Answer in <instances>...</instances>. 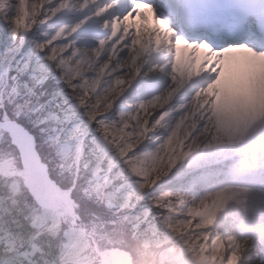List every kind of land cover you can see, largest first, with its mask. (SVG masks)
I'll list each match as a JSON object with an SVG mask.
<instances>
[{
    "label": "snow or ice",
    "instance_id": "snow-or-ice-1",
    "mask_svg": "<svg viewBox=\"0 0 264 264\" xmlns=\"http://www.w3.org/2000/svg\"><path fill=\"white\" fill-rule=\"evenodd\" d=\"M135 7L136 0H132L122 14L112 15L111 23L104 20L100 25L103 35L83 34L84 43L94 45L97 56L106 51L112 54L113 50L118 55L125 47L120 37L129 36L119 30L117 23H123L129 14L134 15ZM105 8L110 10L113 5ZM105 8L97 10V15L105 12ZM151 8L177 29V35L189 40L199 39L197 34L203 33V41H208L203 43L219 51L252 46L231 39L239 33L234 26H240L249 38L264 44V0H152ZM184 29H190L193 36L184 35ZM73 31L77 32L78 26ZM130 36L133 39L128 47L134 50L133 59L148 54L147 46L134 47L138 41L134 34ZM65 52L79 55V49L75 48ZM65 52L53 57L49 49L33 42L32 47L17 49L8 58L6 70L0 73V264H48V257H41L34 242H15L14 238L24 231L53 237L48 256L58 252L61 257L70 258V264H84L89 223L94 226L100 221L107 236L123 237L129 225L137 230L143 227L136 223L141 210L149 217L158 210L157 200L130 205L129 194L145 187L138 178L132 179L134 166L128 168L125 176L123 169L111 163L105 166L103 159L94 161L90 156L81 159L89 148L93 152L98 148L111 149L122 155L107 143L102 146L88 143V135L97 127L96 120L109 119L107 114L93 119L94 113L88 112L85 121L88 128L83 138L67 139V133L78 125L84 112L78 108L73 117L70 109L84 105V100L71 96V89L82 85L83 79H75L80 70H73ZM45 151L74 161V166L67 172L52 171L42 162ZM156 187L154 184L151 191L155 192ZM162 223L168 225L166 217ZM249 235L264 249V225L252 228ZM188 250H192L191 245ZM168 254L176 264L184 259L182 253L174 250ZM99 255L102 264H128L131 260L130 253L117 249L99 251Z\"/></svg>",
    "mask_w": 264,
    "mask_h": 264
},
{
    "label": "bare ground",
    "instance_id": "bare-ground-1",
    "mask_svg": "<svg viewBox=\"0 0 264 264\" xmlns=\"http://www.w3.org/2000/svg\"><path fill=\"white\" fill-rule=\"evenodd\" d=\"M9 1L12 4L18 2L19 8L17 10L16 7L9 11V15L6 16L4 20L5 27L13 32L15 39L16 36L20 34L22 43L29 27L37 22L44 21V25L41 26V31L44 32L46 35L44 36L47 40L42 46L43 49H49L53 57L63 55V52L67 51L69 48L79 49L80 47H87L84 43L83 34L92 32L97 36L103 35V29L100 27L103 21L109 20L111 23L112 15L120 14L118 12V7L114 4L113 8L116 9V12L112 13L111 16L108 15V13L112 12L113 8L110 10L105 8L106 5L112 4L108 3L107 0ZM48 5L52 7H47ZM94 5L99 8H105V12L97 15V10L93 7ZM53 7L55 8L54 12L52 10ZM40 13L45 14L41 15ZM151 20H154V18ZM77 26L78 31L74 32L73 28ZM117 27L125 36L134 34L135 40L138 41V44H135L134 47L139 48L147 46L149 49L148 54L137 58V61L140 59H143L145 62L151 61L152 65L155 64L154 69H158L160 72H170L178 86L177 91L181 92L183 96L187 97V100L191 102L193 108L190 114L191 118L195 120L198 114H202L204 118L210 119L213 122L215 134L223 132L227 126L238 125L252 118H264V102L258 107L249 108V110H244L245 105L243 104L245 101L249 102L247 104L254 105L258 104L260 101H264V56L247 57V53L241 49H237L226 55L223 54L217 61H221L222 65H228V67H221L220 71L214 75L211 80H204L206 75V73H204L205 68L202 70L204 72L200 74V66L203 67L202 63L205 52L198 50L188 51L186 48L187 45L183 41L175 43L173 51L168 48L164 49L160 44L164 45L165 41L168 42V39L159 38L151 28L149 29L147 26L135 24L134 21L129 22L125 20L123 23L118 22ZM159 28L161 29L160 26ZM13 29H15V32ZM57 33H59V35H57ZM53 36H55V39L52 38ZM53 40H55L56 43H53ZM69 41H71V43H69ZM63 44H67L68 47L62 50ZM50 45L51 48H49ZM116 51L117 50H113V56L117 55ZM159 54L163 55V58L161 61L157 62ZM189 55L193 56L192 59L189 58ZM104 56L105 53L102 52L99 56L94 54L92 57H83L79 65L80 71L77 73L80 77L75 79H83V84L78 85L82 86L84 92L88 87L92 86L94 94L104 84L105 80L112 75L110 65H103L101 70L102 58ZM244 56L246 57L243 58ZM247 62H254L256 65L252 66L251 63L249 64ZM161 65L163 67H161ZM258 67L259 71H257ZM85 69H87V71H85ZM196 70H198L199 73L194 76L193 74ZM253 75L258 76L252 79ZM90 76L95 77L91 83L89 80ZM214 77H216L215 80ZM213 85L221 88L219 89V96L216 104L211 107L212 102L210 101V95L212 94V90L209 91V88ZM232 85L235 87L234 90L230 91L228 86ZM95 86H98V88L96 89ZM204 101H207L206 110L209 109L208 113L202 108ZM90 102H92L94 106L102 105L101 102L95 99ZM188 106L189 104L182 100L177 111H180L181 108L186 109ZM184 120L185 117L180 119L181 124ZM125 123L124 121L119 125V128H123ZM220 136L221 134H217L214 137ZM214 137L212 139H214L213 142L216 144L217 140L215 141ZM152 138L157 139L156 137ZM208 144L210 145L211 142L206 141L199 145L194 144L191 148H188L185 147L183 143H180L176 147H172L170 152H176L178 149L182 148V152L194 150V153L199 156L200 150ZM257 147H264V138L258 141ZM42 161L44 160L42 159ZM203 162L206 163L207 161ZM228 179L230 178L226 177L223 180L227 181ZM251 189L252 190H247L250 193H255L254 196L245 198L237 197L236 199L231 197L228 199V201H230L227 202L229 205H232V212L234 214L228 213L223 224L217 226L219 229L218 232H207L205 229L204 237L193 245V249L199 246L197 251H195L201 255L200 258L194 254V257L186 259L183 264H240V260L246 256V254L241 255L242 253L260 245L257 239H252L250 236H242L238 233L237 222L250 230L254 227L264 225V190L259 192V190H255L259 188ZM223 200L224 199H218L217 203ZM193 203L194 201L192 204ZM240 208L244 211L243 213L239 212ZM236 210H238V213H236ZM193 213H195V211ZM224 225L229 227L223 230ZM227 237L235 238L236 244H238L237 249L241 251L243 248V252H232V247L229 248L226 241H223ZM245 239L252 243L242 245L241 241ZM215 242L219 244L216 249H220V252L212 248V246L211 248L208 247V245L214 244ZM249 254L250 252L247 253V255ZM255 257L257 258L258 255L255 254Z\"/></svg>",
    "mask_w": 264,
    "mask_h": 264
},
{
    "label": "rangeland",
    "instance_id": "rangeland-1",
    "mask_svg": "<svg viewBox=\"0 0 264 264\" xmlns=\"http://www.w3.org/2000/svg\"><path fill=\"white\" fill-rule=\"evenodd\" d=\"M16 7L18 10V2L12 4L9 0H0V73H3L6 70L8 58L12 56L17 49H27L32 47L33 42L43 45L47 40L44 32L39 31L40 28L38 27L44 25V21L37 22L33 26H30L27 30L28 32L24 36L22 43L20 34H18L15 39L13 32L9 31L5 27L4 20L5 17L9 15V11L11 9H15ZM257 71H259V67ZM79 77L80 75L77 74L75 78ZM76 87L82 89V86L77 85ZM234 87L235 86L233 85L228 86V89L232 91L234 90ZM95 88L97 89L98 86H95ZM210 89H212V87ZM37 91L39 92L40 90L37 89ZM218 91L219 89L217 87L213 89L212 95L210 97V101L212 102L211 107L214 106L218 100ZM92 94V86L88 87V89L82 95H77L73 91V88L71 89V96L73 98H82L84 100V105H87V108H85L84 105H77L76 108L70 109V116L73 117L76 116V111L78 108H83L84 112L81 114L78 125L67 133V139L77 140L83 136L84 131H86L88 128V124L85 123V121L88 120V112L94 113L93 119H95V117L101 116L102 114H107L109 119L96 120L97 127L92 133L88 135V143L90 145L98 144L101 146L107 143L108 145L113 146L115 149H119V152L122 153V155L118 156L111 149L107 151H100L98 148L97 151L93 152L92 149L89 148L85 157H82L81 159L83 160L90 156L94 161L103 159L105 166H107L109 163L117 166V161L119 159L127 160L126 152L122 145L126 142L125 136L132 131V128L129 123H125L123 128H119V125H121L126 120V114L123 111H117L115 113V117L113 118L109 114L111 109L109 110V113L100 111L102 105L94 106L93 103L90 102L93 100L89 99V97L93 96ZM207 101H204L202 108H204V111L208 113L209 109L206 110ZM263 102L264 101H260L258 104L254 105L247 104L249 102L245 101L243 102L245 105L244 110H249V108L252 107H258ZM178 106L176 110H178ZM182 118L184 117H180V119ZM259 118H252L251 120L238 125L227 126L228 128L226 127L223 132L215 134H221L220 137H214L215 141L217 140V143L215 144L213 142L214 139H211V144H208L207 146L205 145V147L200 150L199 156L194 153V150L182 152V148L178 149L177 151L180 153L179 156L176 155L177 151H171L172 153L170 152L168 157L169 171L167 174L171 175L173 171H176L179 182H168L165 185H162L159 190L152 192V186L160 180V177L157 176L155 177L156 183H152L150 186L145 185L143 190L133 191L129 194L130 205L134 206L141 202L147 203L149 200H157L158 210L151 213L150 217L146 215L143 210H141L140 219L139 221H136V223L143 224V227L137 230L131 228V225H129V231L126 236L109 237L104 232V226L102 225V222L96 221L94 226L92 223H89V236H91L93 240L96 241V251L99 252L112 249L121 250L123 248H117L118 246H121L127 247L128 249L124 250L130 253V249L132 248L133 244H136L138 245V250L144 259L152 262V264H176L175 261L169 258V250H174L178 254H183L184 259L181 264H183L186 259H191V257H194V254L200 258L201 255L196 253L199 246L196 247V249H193L194 244L192 241L185 239L186 235L195 232L197 235L194 236L193 239L196 242L200 241L204 237L205 229L207 232L213 231L209 227V225H211L210 220L213 217L220 216V220H222L228 213H233L232 205L228 204L230 201H228L229 198H245L254 196L255 193H250L247 189L228 186L201 189L193 180H189L190 184L183 185V180H187L189 175L184 176L186 173L179 174L178 171L186 168L189 163L196 164L199 162L208 161L212 158H218L227 155L237 156H235L232 160L229 159L225 161V165L227 167L226 171L224 172L225 175L230 173L228 166L231 165V162L253 164V162L248 163L246 161L249 157V154L251 155L254 151L257 153L259 152L258 155L264 154V151L256 150L257 142L264 138V119L262 120L261 117ZM45 148H47V145H45ZM43 155L45 158L44 163L48 165L49 168L54 172H67L71 167L74 166V161L68 160L64 156H57L54 153H50L48 151H45ZM232 156L230 158H232ZM243 157L245 158L242 159ZM132 166H134L136 169L133 177L143 178L147 176L148 170L146 169L142 159ZM139 182H142V179H139ZM185 196H188L189 199L186 200L184 198ZM218 199L224 200L220 203H217ZM193 201L194 203L192 204ZM165 202L168 204L165 205ZM164 206L167 208L168 212L162 210ZM194 211L195 213H193ZM239 212L243 213L244 211H242L240 208ZM236 213H238V210H236ZM165 217L168 220V225L162 223ZM177 229H179V232L176 231ZM184 241H187L188 243L184 244ZM223 241H226L229 248H231V245L233 246L235 243L234 239H225ZM188 245L192 246L191 251L188 250ZM218 245L219 244L216 242L211 244L212 248L220 252V249H216ZM237 250V248L231 249L232 252H241L240 250ZM243 254L244 253L241 255ZM83 258L84 264H86L88 257L83 255Z\"/></svg>",
    "mask_w": 264,
    "mask_h": 264
},
{
    "label": "clouds",
    "instance_id": "clouds-1",
    "mask_svg": "<svg viewBox=\"0 0 264 264\" xmlns=\"http://www.w3.org/2000/svg\"><path fill=\"white\" fill-rule=\"evenodd\" d=\"M47 7L52 6L48 5ZM93 7L96 10L101 9L95 5ZM52 10L54 12L55 8L53 7ZM114 12H116L115 8L108 15L111 16ZM40 14L44 15L45 13ZM52 38L55 39V36ZM120 39L124 40V49L120 50L116 56L106 51L102 58L101 70L103 65H110L112 75L89 99L101 102L100 111L102 112L109 113L111 109L109 114L113 118L117 111H123L126 114L125 122L130 124L132 131L125 136L126 142L122 145L127 160L119 159L117 168L123 169L127 176L128 168L142 159L148 174L143 178L132 177V179H142L144 185L150 186L152 183H156L155 177L159 176L160 180L159 183H156L155 189L157 191L168 182H178L176 171H173L171 175L167 174L170 149L180 143L191 148L194 144L211 142L215 136L214 125L202 114H198L193 120L190 116L193 111L191 102L177 91L178 86L171 73L154 69L151 61L134 60V50L128 47L133 37L129 36L124 39L121 36ZM119 42L118 40L117 43ZM67 47V44H63L62 50ZM93 47L92 45L80 47L77 56H73L71 52H65V59L68 60L73 70H80L79 60L81 57L94 55ZM138 69L139 71H137ZM94 78V76L89 77L90 83ZM73 91L77 95L84 94V90L76 86L73 87ZM182 100L189 106L177 111V106L181 104ZM181 116L185 117L182 124ZM152 137L157 139L154 140ZM176 155L179 156L180 153L177 151ZM157 157L158 159H156ZM184 198L189 199L188 196ZM196 235L195 232L189 233L185 239L195 244L196 241L193 237ZM241 243L243 245L252 242L245 239ZM95 244L96 241L89 236L83 248V255L88 257L86 264H102V258L96 251ZM209 247L211 248V245ZM241 252H243V248ZM130 253L133 264H152L141 255L138 245L133 244ZM48 264H70V258L61 257L56 252L48 256Z\"/></svg>",
    "mask_w": 264,
    "mask_h": 264
},
{
    "label": "trees",
    "instance_id": "trees-1",
    "mask_svg": "<svg viewBox=\"0 0 264 264\" xmlns=\"http://www.w3.org/2000/svg\"><path fill=\"white\" fill-rule=\"evenodd\" d=\"M43 160H45L44 155H43ZM52 238L53 237H50V236H47V235L44 236V240L47 241V242H49L50 239H52ZM117 248H123V249H126V250L128 249L127 247H121V246H118ZM46 250L49 251V248L47 246H46Z\"/></svg>",
    "mask_w": 264,
    "mask_h": 264
},
{
    "label": "water",
    "instance_id": "water-1",
    "mask_svg": "<svg viewBox=\"0 0 264 264\" xmlns=\"http://www.w3.org/2000/svg\"><path fill=\"white\" fill-rule=\"evenodd\" d=\"M42 162H43V161H42ZM119 251L124 252V251H122V250H119ZM131 259H132V257H131ZM128 264H132L131 260L128 262Z\"/></svg>",
    "mask_w": 264,
    "mask_h": 264
}]
</instances>
